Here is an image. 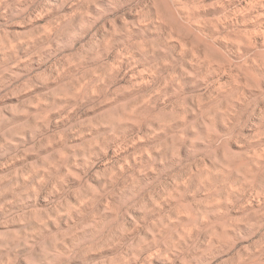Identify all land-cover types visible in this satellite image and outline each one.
Segmentation results:
<instances>
[{"label": "clouds", "instance_id": "obj_1", "mask_svg": "<svg viewBox=\"0 0 264 264\" xmlns=\"http://www.w3.org/2000/svg\"><path fill=\"white\" fill-rule=\"evenodd\" d=\"M0 264H264V0H0Z\"/></svg>", "mask_w": 264, "mask_h": 264}]
</instances>
